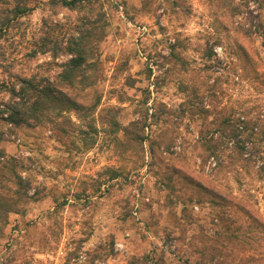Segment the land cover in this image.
Instances as JSON below:
<instances>
[{
  "label": "rangeland",
  "instance_id": "1",
  "mask_svg": "<svg viewBox=\"0 0 264 264\" xmlns=\"http://www.w3.org/2000/svg\"><path fill=\"white\" fill-rule=\"evenodd\" d=\"M47 1L30 0L33 10L0 41V103L9 98L2 83L13 74L53 79L59 71L53 61L66 59L28 55L42 33L61 36L82 16L66 8L54 13ZM98 4L91 19L103 31L91 57L99 78L88 97L96 91L97 111L111 109L126 124L142 115L148 91L146 106L160 103L168 113L152 129L174 126V144L148 171L117 158L103 134L86 152L47 127L6 134L1 147L23 159L33 177L29 194L38 192L24 214L8 216L0 264H129L146 254L145 264H264V0ZM186 95L194 109L180 116ZM227 118L254 123L241 135L249 138L242 144L248 161H229L233 140L204 157L208 140H223ZM106 166L123 177L89 203L74 201ZM165 173L173 174L172 189L162 187ZM199 181L248 204L259 226L232 203L217 204ZM64 198L68 203L49 217Z\"/></svg>",
  "mask_w": 264,
  "mask_h": 264
},
{
  "label": "trees",
  "instance_id": "2",
  "mask_svg": "<svg viewBox=\"0 0 264 264\" xmlns=\"http://www.w3.org/2000/svg\"><path fill=\"white\" fill-rule=\"evenodd\" d=\"M29 1L0 0V41L20 17L33 10L34 7L28 5ZM45 3L54 13L66 8L81 13L82 16L71 31H66L61 36L42 33L28 54L35 57L38 54L49 53L53 60L66 56V59L59 63L53 61L59 68L53 79L40 73L13 74L10 77L13 82L8 79L2 83L9 98L0 103V238L8 216L24 214L25 205L38 192L36 189L34 194H29L33 177L28 175L30 168L22 162L23 159L7 154L1 147L6 134H14L18 128L47 127L51 135L54 133L53 135L56 137L59 135V138L71 137L72 146L85 152L91 150L98 143L99 135L103 134L107 145L113 148L117 158L130 160L135 164L136 170L146 167L148 171H155L164 161L162 151H170L176 138L174 126L170 129H152V126L165 123L168 113L165 106L160 103L153 106V109L146 106L149 99L148 91L142 103L144 106L142 115L126 124L120 123L111 109L97 111L100 96L96 91H92L91 98L88 97V90L94 89L99 78L95 73L96 63L91 57L103 31L96 25V21L99 20L91 19L95 15L94 7L99 5V0H48ZM97 15L101 16V13L97 12ZM193 105L191 97L186 95V100L179 108L180 116L184 114L186 108L193 110ZM224 124L223 140L217 142L208 140L204 157L215 154L223 143L227 144L228 140H233V152L228 156L229 161L241 159L248 161L242 156L244 153L242 144L249 138L242 139L241 135L254 123L239 118H227ZM240 124H243V130H239ZM128 152L131 156H125ZM223 162L224 160H220L218 166ZM24 171L27 173L22 176L21 173ZM155 174L158 175L157 172ZM172 175L165 173L160 180L165 189H172ZM120 177H123L121 170L114 166H106L90 185L84 182L83 187L72 195L73 199L89 203L93 197H100L107 192L112 183ZM124 177L126 178L125 175ZM197 183L196 185L203 187L217 204L232 203L251 220V224L259 226L257 224L259 219L248 204L228 198L214 186H205L200 181ZM67 203L68 199L64 198L61 205L55 204L48 213L49 217L56 216L60 207ZM148 259L149 256L146 254L140 259L130 261L129 264H145Z\"/></svg>",
  "mask_w": 264,
  "mask_h": 264
},
{
  "label": "built area",
  "instance_id": "3",
  "mask_svg": "<svg viewBox=\"0 0 264 264\" xmlns=\"http://www.w3.org/2000/svg\"><path fill=\"white\" fill-rule=\"evenodd\" d=\"M214 165V164H213Z\"/></svg>",
  "mask_w": 264,
  "mask_h": 264
}]
</instances>
